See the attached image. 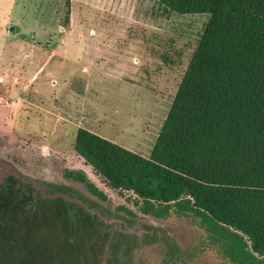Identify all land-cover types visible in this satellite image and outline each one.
<instances>
[{"label":"rangeland","instance_id":"374dc122","mask_svg":"<svg viewBox=\"0 0 264 264\" xmlns=\"http://www.w3.org/2000/svg\"><path fill=\"white\" fill-rule=\"evenodd\" d=\"M209 18L158 0H0V132L138 210L76 150L77 132L149 158Z\"/></svg>","mask_w":264,"mask_h":264},{"label":"trees","instance_id":"16d2710c","mask_svg":"<svg viewBox=\"0 0 264 264\" xmlns=\"http://www.w3.org/2000/svg\"><path fill=\"white\" fill-rule=\"evenodd\" d=\"M158 1L210 18L150 157L86 128L76 150L110 187L134 190L146 208L174 201L232 256L264 264V0Z\"/></svg>","mask_w":264,"mask_h":264},{"label":"flooded vegetation","instance_id":"af4514ba","mask_svg":"<svg viewBox=\"0 0 264 264\" xmlns=\"http://www.w3.org/2000/svg\"><path fill=\"white\" fill-rule=\"evenodd\" d=\"M0 163L11 173L0 178V264H247L245 250L232 256L200 217L174 201L167 209L156 200L146 208L139 195L138 210L118 203L83 168L2 132Z\"/></svg>","mask_w":264,"mask_h":264},{"label":"water","instance_id":"95a60500","mask_svg":"<svg viewBox=\"0 0 264 264\" xmlns=\"http://www.w3.org/2000/svg\"><path fill=\"white\" fill-rule=\"evenodd\" d=\"M0 165H1V163H0ZM9 175H11V173L8 172L6 169L5 170L0 169V178L2 177V179H4L5 176L8 177ZM56 195H58V194H56ZM56 195H54V197H57ZM58 196L63 197V198H67V196H64V195H58Z\"/></svg>","mask_w":264,"mask_h":264},{"label":"crops","instance_id":"0c3cea01","mask_svg":"<svg viewBox=\"0 0 264 264\" xmlns=\"http://www.w3.org/2000/svg\"><path fill=\"white\" fill-rule=\"evenodd\" d=\"M61 100L63 101V97L61 96ZM62 101H60V103L59 104H61L62 103ZM57 105V104H56ZM50 108H54V110L56 109L54 106L53 107H50ZM75 109V108H74ZM65 111H68V110H66V109H63V112H65ZM89 130V129H88ZM90 131H92V130H90ZM93 132V131H92ZM97 134V133H96ZM99 135V134H98ZM101 136V135H100Z\"/></svg>","mask_w":264,"mask_h":264}]
</instances>
